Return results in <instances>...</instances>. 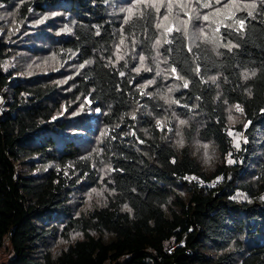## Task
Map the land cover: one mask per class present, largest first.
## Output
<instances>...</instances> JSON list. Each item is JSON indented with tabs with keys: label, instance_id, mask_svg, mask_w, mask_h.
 <instances>
[{
	"label": "trees",
	"instance_id": "1",
	"mask_svg": "<svg viewBox=\"0 0 264 264\" xmlns=\"http://www.w3.org/2000/svg\"><path fill=\"white\" fill-rule=\"evenodd\" d=\"M170 1L0 0V13L15 14L13 28L0 23V253L8 241V264H264V3L237 10L219 32L229 47L215 51L190 46L180 31L159 44V16L177 9ZM218 1L190 4L204 16ZM47 14L56 17L41 23ZM35 39L32 56L51 54L57 71L2 70L11 50L33 51ZM157 55L178 91L144 84ZM64 68L73 71L62 76ZM63 106L85 115L59 119ZM233 106L247 140L238 152L228 136ZM199 145L215 150L213 168ZM228 154L233 165L222 164ZM104 168V201L82 212L77 196L100 186Z\"/></svg>",
	"mask_w": 264,
	"mask_h": 264
},
{
	"label": "rangeland",
	"instance_id": "2",
	"mask_svg": "<svg viewBox=\"0 0 264 264\" xmlns=\"http://www.w3.org/2000/svg\"><path fill=\"white\" fill-rule=\"evenodd\" d=\"M191 2L192 0H176L174 3H171L170 1L169 3H171V5L173 7H176L177 9L171 10L168 13L164 12V15H160V13H157V17L160 15L158 18L157 26L159 34V44L162 45L164 42H166L172 31H180L184 35H186L188 44L190 46H194L199 42H204L211 46L215 51L222 47H229V44L223 43L220 38L219 32L221 27L230 25V22L235 19V16L240 14L235 13L237 10L241 8L250 9L257 3H264V0H225L224 2L222 0H219L218 2L221 5L209 11L204 16L196 12V9H194L195 6L190 4ZM156 10L158 11V9ZM51 14L43 16L40 19V22L43 23L45 21H48L52 17H56L55 14L50 17ZM14 16V13H0V23H8L9 29L10 27L13 28L15 25ZM40 45L41 43H39L38 39H35L31 44V49H38L41 47ZM11 53L14 55V59L10 62L2 64L1 68L3 71H11L13 73L17 72V76L19 77H31L34 76L33 74L42 73L49 74L54 73L58 70L55 59L49 53L43 55L46 61L42 58L32 56L35 51H31L30 49L26 50L18 47L14 50H11ZM36 59L39 60L36 61ZM152 61L153 65L149 68L151 73L149 74L148 78L144 80V84L155 86L158 85L159 88L166 89L168 93L178 91L179 81L174 78L172 72L168 69L167 66H165L160 57L157 55V57H153ZM143 66V60L140 58L138 67L143 68ZM26 69L31 70L29 74L26 73ZM71 71H73V68H64L62 71V76L67 75ZM67 79L68 78H65V80L63 79L59 83L62 89L66 87L65 84L68 81ZM1 110H4L3 105H1ZM84 115L85 113L82 112L81 109L78 112L73 113L68 106H63L57 118L62 120H69L72 123H75L77 119H79L80 117H84ZM171 116L172 118L176 119L178 124L182 125L183 121L179 116L176 115L174 111L171 113ZM227 117L228 136L231 139L236 152H238L242 145L247 144V140L243 138V135L239 130V128L243 127L245 124L243 116L241 114V110L237 106H233L232 108L228 109ZM91 120H93V118ZM64 134L70 135L71 137L85 136L84 134L75 131L65 132ZM100 135L101 134L99 133L97 137H99ZM196 153L207 169L213 168L220 161L215 150L210 145L196 146ZM222 160V164L226 163V165H233L236 161L230 154L226 155ZM106 170L107 168H104L103 172L101 173L99 187L87 189L83 191L79 196H77L76 201L81 207L82 212L91 211L95 208L100 207V205L103 203L106 189L103 185L102 180L103 178L107 177ZM193 179L195 183L204 185L203 182L195 180V178H191L190 181H193ZM219 181L220 178L210 183H217ZM236 199L238 201L246 200V198L239 193H236ZM62 243L63 242H58L55 247H61L63 245ZM11 257V248L8 241H5L0 253V264H8Z\"/></svg>",
	"mask_w": 264,
	"mask_h": 264
},
{
	"label": "built area",
	"instance_id": "3",
	"mask_svg": "<svg viewBox=\"0 0 264 264\" xmlns=\"http://www.w3.org/2000/svg\"><path fill=\"white\" fill-rule=\"evenodd\" d=\"M216 183H210V184H207V186H214ZM173 249H171L170 251H172Z\"/></svg>",
	"mask_w": 264,
	"mask_h": 264
}]
</instances>
